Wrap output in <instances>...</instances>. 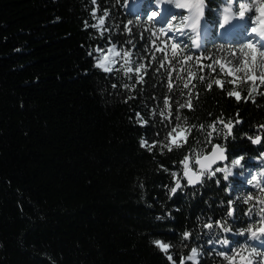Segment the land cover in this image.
Wrapping results in <instances>:
<instances>
[{
	"label": "trees",
	"instance_id": "1",
	"mask_svg": "<svg viewBox=\"0 0 264 264\" xmlns=\"http://www.w3.org/2000/svg\"><path fill=\"white\" fill-rule=\"evenodd\" d=\"M220 1L206 0L204 13V43L210 50L204 55L217 59L241 46L232 37L216 34ZM147 4L144 1L143 8ZM93 8L97 17L109 13L102 30L91 27L97 23ZM130 20L131 33L123 28ZM155 25L147 16H136L125 0H0V264H171L152 243L157 239L173 245L169 254L176 264L192 248L202 253L200 264H226L215 253L232 252L208 241L227 237L234 248L245 242L244 237L203 225L226 217L232 199L239 208L228 222L235 232L246 228L252 221L244 215L248 205L243 198L256 196L253 185L236 177L225 183L217 174L196 186H187L183 179L182 188L170 195L175 183L171 172L182 176L179 162L184 155L211 148L207 133L213 124L222 131L214 134L212 143L227 148L228 160L243 156L246 167L264 168V142L252 144L247 138L260 135L264 140V85L257 80V92L244 99L251 81L227 83L233 78L217 75L219 65L215 72L201 70L193 59L197 78L192 79L195 88L190 94L184 88L188 73L179 64L174 70L160 68L164 54L153 47L156 37L149 29ZM107 38L150 65L144 83L136 84L134 74L128 79L122 72L95 67V49L105 47ZM221 46L224 52L218 50ZM190 54L201 52L192 49ZM168 72L173 73L171 94ZM177 72L183 79H176ZM215 79L225 81L224 87L213 85L209 91L207 85ZM113 83L118 87L112 88ZM234 88L241 92L239 102L227 95ZM169 95L172 124L180 115L194 128L187 145L172 152L164 149L162 155L160 147L149 152L139 141L145 138L151 144L167 136L170 125L159 112ZM189 95L192 110L177 111ZM137 112L147 125H140ZM237 119L243 123L235 124ZM220 120L235 125L227 139ZM185 231L192 233L188 240L183 239Z\"/></svg>",
	"mask_w": 264,
	"mask_h": 264
},
{
	"label": "snow or ice",
	"instance_id": "2",
	"mask_svg": "<svg viewBox=\"0 0 264 264\" xmlns=\"http://www.w3.org/2000/svg\"><path fill=\"white\" fill-rule=\"evenodd\" d=\"M97 0H92L93 4H96ZM172 0H155L153 10L151 14L147 17L148 23L155 25L159 21H163L158 29L160 36L165 39L160 40V36H157V32L153 31L152 35L156 39L152 40V45L155 47L157 52L163 53V60L160 61V68H173L174 64H179L181 71H186L188 73L189 79L184 81V88L188 89L191 94L192 89L195 85L192 84V79L197 78V73L192 71L190 62L195 59L197 63L201 64V70L204 68L212 69L213 72L216 71V65H219V75L223 73L225 76L233 77L232 80L227 81L235 85L237 81L241 84L251 81L253 87L248 93V99L252 97V94L257 92L256 81L259 80L261 85H264V0H223L227 5L224 9V15L222 18L217 19L219 24V34L223 35L228 33L230 30L236 27H242L246 33V41L241 43L238 49H229L228 52L220 57L219 59L215 56H205V52L210 50L204 43V20H205V10L207 8L206 0H185L182 3H176L175 8L185 10L188 14L183 15V18L176 22V18L182 13H169L171 19L168 18V9L165 7L166 4L171 3ZM126 6L131 3V0H125ZM219 13V8L216 10ZM97 9H92V16L97 19V23L91 25V27L96 29H101L105 24V18L108 17L109 13L105 11L102 16H96ZM139 23V20L136 21ZM133 21H128L127 24L123 25L125 31L131 33L133 29L130 25ZM89 25L85 23L87 28ZM215 27V25H213ZM106 31V29H105ZM103 35V32H101ZM159 43L164 44V47H159ZM129 44L133 42L128 41ZM135 46V45H134ZM170 46L171 55L168 54V49ZM192 49H196L201 52L199 56H193L191 53ZM219 51L224 52L223 46H221ZM99 56H97L95 67L101 69L105 73H113L114 71L122 72L128 79H134L136 84H142L145 81V75L147 73V67L145 63H140L138 60L133 59V52L130 50H124L121 48L117 50V45L112 43L110 47L105 51L103 48L97 47L95 49ZM150 51V49H149ZM91 56L92 53L90 52ZM137 55H139L137 53ZM211 59L212 63L204 65L202 60ZM152 60H157L155 54L152 56ZM165 61L167 64H165ZM119 63V67L116 65ZM174 70V68H173ZM172 72H168V92L171 94L174 84L172 81ZM199 80L204 81V76H199ZM176 79L180 80L183 77L179 72L176 73ZM225 81L221 79L212 80L211 83L207 85L209 91H211L213 85L220 86L221 89L224 87ZM133 84L132 87H135ZM192 85L190 88L189 85ZM112 88H117L118 85L113 83ZM125 89H128L129 84H123ZM230 97H235L237 102L241 101V92L233 89V91L227 92ZM199 95L197 94V99ZM255 103V100L252 101ZM163 109L159 112V115L167 121L170 125V130L167 132V136L163 140L153 139L152 143L149 144L148 140L141 138L139 143L141 148H146L149 152L153 149L160 147L161 154L163 155V150L167 149L168 152H172L174 148L179 149L188 144V137L192 133L194 126H189L186 117L182 118L180 115L175 116L176 123L172 124L173 111L171 96H165L163 99ZM192 110L193 102L191 95H189L187 103H180L177 111L183 109ZM155 115V111L153 112ZM136 117L141 126L147 125L148 121L141 116L139 112L136 113ZM219 124L223 125V129H227L226 133H223L225 139L232 135V130L234 124L231 120L224 122L220 120ZM243 121L237 119L235 124H242ZM204 125H200L201 130L204 129ZM211 131L207 133L208 145L211 147L210 152H205L203 148L199 152L193 150L192 155H184L183 159L179 162L183 168L182 176L176 171L171 172L173 180H175V186L170 188V195L175 194L178 189L182 188L181 180L186 179L187 185L195 186L197 184H203L204 178L216 177L217 174L223 173V179L228 181L229 177L233 175L234 169L244 168L242 164L243 156L237 159L231 160L230 165L225 164L224 167L218 166L220 162H227V148L221 144H213L212 139L214 134L219 135L222 130L217 128L216 124L210 125ZM264 128V125L260 126ZM156 136H160V132L156 133ZM251 140L252 144H260L264 142L260 135L247 137ZM261 157H264V153H261ZM163 167V165L161 166ZM167 171V169H164ZM243 175V173H240ZM221 183L220 179L216 180V184L219 186ZM249 185H253L259 190V196L254 197L253 195H248L243 198V203L248 205V210L244 213L245 216L249 218L250 221L246 228H239L236 235L245 237V242L240 245L239 248L231 247V241L227 238L216 237L215 240H209V244L218 243L231 251L232 255L226 254V251L216 252L223 258L226 264H264V251H259L258 248H264V171L258 172L251 175V179L248 181ZM229 191L232 190L231 185L229 186ZM240 198L237 197V200ZM255 200V203L253 201ZM239 204L234 202L232 199L227 201V216L223 219L215 220L214 223H207L203 225L204 228L212 230L219 229L223 233H232L233 228L229 224V218L236 216ZM258 217V220H255ZM160 217H158L159 219ZM192 233L189 231L183 232V239L188 240ZM259 241L258 246H251L249 242ZM152 243L159 248V250L167 256V259L171 264H176L173 256L169 254V250L173 247L170 243H164L157 239L152 241ZM202 255L199 249L192 248L191 253L186 257L179 258V264H185L186 261H191L192 264H200L198 256Z\"/></svg>",
	"mask_w": 264,
	"mask_h": 264
},
{
	"label": "rangeland",
	"instance_id": "3",
	"mask_svg": "<svg viewBox=\"0 0 264 264\" xmlns=\"http://www.w3.org/2000/svg\"><path fill=\"white\" fill-rule=\"evenodd\" d=\"M182 2H184L183 0H176L175 1V4L176 3H182ZM137 4V0H135L134 2L132 1L131 2V5L132 6H135ZM153 4V3H152ZM175 4H174V6H172V8L170 9V10H168V13H166V14H168V18L169 19H171V15L169 14V13H177V12H179V13H182V15H179V16H177V18H176V22L177 23H179V21L183 18V15H187L188 13L186 12V11H183V10H181V9H176L175 8ZM151 6V5H150ZM153 8V7H152ZM130 10V9H129ZM147 9H145V11L143 12L142 11V9L141 10H136V11H133V10H130V11H133V12H136V16H141L142 15V17H145V16H149L150 14H151V11L153 10V9H149V10H147ZM163 23V21L161 20V21H159V22H157L156 23V25L154 26V27H150L149 29L151 30V32H153V31H156L157 32V36H160V33L158 32V29H159V27L161 26V24ZM206 26V29H207V24L205 25ZM103 29V27L101 28V30ZM205 32H206V30H205ZM205 32H204V34H205ZM217 35H218V37H221L220 36V34H219V31L217 30V33H216ZM224 35H226V36H231L232 38H234L235 40H237L239 43H242V42H245L246 41V33H245V31L243 30V28L242 27H236V28H234L233 29V33L231 34V35H229V34H224ZM160 37H163V36H160ZM108 40H107V45L105 46V47H103V49L106 51L107 50V48L108 47H110L111 46V44L112 43H114V44H116L117 45V50H120L121 48H123L124 49V47H122L116 40H114V39H112V38H107ZM165 39V38H164ZM125 50V49H124ZM97 56H99V53L97 54ZM96 56V57H97ZM233 78V77H232ZM238 157H234V158H232L231 160H234V159H237ZM231 160H228L227 162H223L222 164H220V165H218V166H220V167H224L225 166V164H227L228 166H231L230 165V162H231ZM254 161L255 162H260L259 161V159L258 158H255L254 159ZM243 164V163H242ZM261 171H264V170H260V171H258L255 167H246L245 165H244V168L243 169H240V168H236V169H234V172H233V175H231L230 177H229V179H228V181H225L224 179H223V173H219L220 175H221V177H222V179L224 180V182L226 183V182H229V181H231V179H232V177H236V178H239L240 180H241V182L242 183H244V184H248V181L251 179V175H254V174H256V173H258V172H261ZM240 173H243V175H241ZM249 185V184H248ZM255 188V187H254ZM228 189H229V187H228ZM256 189V188H255ZM256 196H254V197H257V196H259V190L258 189H256ZM253 203H255V200L253 201ZM237 232V231H236ZM235 231H233L232 233H227V234H230V235H236L235 233H236ZM245 238V237H244ZM229 239V238H228ZM252 242L254 243V244H252ZM252 242H249L250 244H251V246H253V247H255V246H258L259 245V241H252ZM258 250L259 251H264V248H258ZM191 253V252H190ZM189 253V254H190ZM188 254V255H189ZM187 262V261H186ZM185 262V264H187ZM188 262H191V261H188ZM192 263V262H191Z\"/></svg>",
	"mask_w": 264,
	"mask_h": 264
},
{
	"label": "water",
	"instance_id": "4",
	"mask_svg": "<svg viewBox=\"0 0 264 264\" xmlns=\"http://www.w3.org/2000/svg\"><path fill=\"white\" fill-rule=\"evenodd\" d=\"M215 144H219V143H215ZM210 151H211V148H210L207 152H210ZM207 152H206V153H207ZM222 163H223V162H220L219 165L222 164ZM184 180H185L186 185H187V180H186V179H184ZM181 184H183V180H181ZM197 185H198V184H197ZM174 186H175V183H174L173 187H174ZM187 186H190V185H187ZM195 186H196V185H195ZM177 191H178V190H177ZM171 195H173V194H171Z\"/></svg>",
	"mask_w": 264,
	"mask_h": 264
},
{
	"label": "bare ground",
	"instance_id": "5",
	"mask_svg": "<svg viewBox=\"0 0 264 264\" xmlns=\"http://www.w3.org/2000/svg\"><path fill=\"white\" fill-rule=\"evenodd\" d=\"M185 2V0H183Z\"/></svg>",
	"mask_w": 264,
	"mask_h": 264
}]
</instances>
